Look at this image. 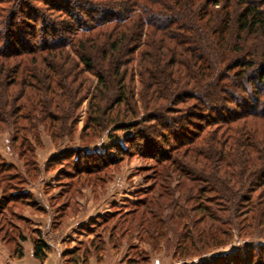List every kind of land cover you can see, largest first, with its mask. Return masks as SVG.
<instances>
[{
	"label": "trees",
	"instance_id": "16d2710c",
	"mask_svg": "<svg viewBox=\"0 0 264 264\" xmlns=\"http://www.w3.org/2000/svg\"><path fill=\"white\" fill-rule=\"evenodd\" d=\"M40 127L55 145L43 170H57L58 217L77 188L132 157L152 163L141 195L86 226L95 251L108 234L127 245L124 264H144L133 238L186 260L234 232L264 237V0H0V133L21 163L0 156V240L17 256L13 221L26 219L14 209L41 210L24 191L41 173ZM116 131L130 132L125 146L86 151ZM32 244L42 261L40 231ZM246 246L219 264H264V245Z\"/></svg>",
	"mask_w": 264,
	"mask_h": 264
},
{
	"label": "crops",
	"instance_id": "0c3cea01",
	"mask_svg": "<svg viewBox=\"0 0 264 264\" xmlns=\"http://www.w3.org/2000/svg\"><path fill=\"white\" fill-rule=\"evenodd\" d=\"M2 133H7V131ZM39 136L41 145L35 146V156L41 173L35 181L26 183L25 191L35 199L43 196L42 202L39 203L41 210H34L30 206L14 209L18 215L26 219L25 224L22 221H13L24 236L23 239L14 237L15 242L21 248V255L17 256L13 252L14 245L9 246L0 240V264H124L123 256L127 248L124 241L118 248H115L109 243L108 234H105L102 249L95 251L90 246V241L97 231L89 232L86 226L105 212L111 211L114 205L117 207L125 205L128 201L125 195L128 191L130 193L138 183L139 177L132 173L136 166L133 167L131 161L123 163L117 171L111 172L110 179L103 185L96 187L85 185L77 188L78 192L71 201L75 204V208H67L66 212L69 213L58 217L54 207L49 204L50 199L58 192L57 170L45 172L43 165L48 157L39 162L37 153V149L43 146V136L49 139L53 151H55V145L44 132L39 133ZM0 156L7 160L5 156ZM15 158L13 162L9 160L7 162L16 164ZM123 169L125 170V184L128 188L125 194H121L123 199H120L118 198L120 192L113 191L112 188ZM36 231H40L41 238L47 246L42 261L33 256L32 241L36 236ZM69 259H73L74 262H67Z\"/></svg>",
	"mask_w": 264,
	"mask_h": 264
},
{
	"label": "rangeland",
	"instance_id": "374dc122",
	"mask_svg": "<svg viewBox=\"0 0 264 264\" xmlns=\"http://www.w3.org/2000/svg\"><path fill=\"white\" fill-rule=\"evenodd\" d=\"M92 79V78H90ZM94 83V80L92 81V84ZM84 107H85V101L82 103V107L80 108V113L78 117V123L76 124L78 126V129L81 127L83 116H84ZM40 133L43 132L42 128H39ZM130 133L128 132H120L116 131L114 133V138L109 139L106 136L99 138V139H94L92 140L88 146L86 147L87 152H102L105 147L111 146L113 143H117L120 145H124L123 143V137L124 135ZM8 132L7 133H0V155H3L7 158L9 161H14V154L10 152V150L7 147V139H8ZM43 143L41 148L37 149L38 153V160L39 162H42L46 157H50L49 155L51 153H54L53 147L51 143L49 142L48 138H45L43 136ZM67 144L66 139L58 143L59 147H64ZM74 145H78L77 141L73 143ZM125 146V145H124ZM47 158V159H48ZM16 159V158H15ZM46 159V160H47ZM5 160V161H7ZM17 161V159H16ZM133 163V167L136 166L135 168L137 169V172L134 169L132 170V173L134 175H137L139 178L137 180V185L132 189V191H128V193L125 195L128 197L129 202H133L135 198L141 194H139V189H143L145 186L148 185L149 182H146L143 179V176L146 175L149 177L151 174V171L148 169L152 163L147 160H141L136 157H132L131 159H128V161H125L124 163ZM11 163V162H9ZM14 164L17 169H21L20 162L17 161ZM147 168L148 170H140V169H145ZM139 170V171H138ZM126 181H125V170L123 169V172L121 175H119L113 185L112 190L120 192L118 198L123 199L121 194H125V190L128 188L126 186ZM46 190V189H45ZM25 191V189H24ZM30 194V193H29ZM31 195V194H30ZM32 196V195H31ZM34 198V196H32ZM43 197V196H42ZM39 196L37 199H35V202L39 205V203L42 202L43 198ZM50 204V203H49ZM112 210V209H111ZM22 223H24L22 221ZM25 224V223H24ZM27 225V224H26ZM249 242H253L256 244H262L264 245V237L260 236L259 234H254L253 236L249 238H239L236 236L235 232L233 233V238L231 242L225 246H221L218 248H214L204 255L200 257H193L189 258L186 260H181V259H176L172 257V248L166 246L164 240H160L159 244L156 246L155 250H151L150 247L147 244H144L143 242H140L139 240L133 238L131 239L130 243L131 245L135 246L136 251L134 250L129 251V254L133 256L135 259L137 258L136 256L139 255V252L142 251L146 255V262L144 264H197V263H203V264H219V263H226L228 260L234 261L236 259L237 251L243 250L245 248H248L246 245ZM140 250V251H139ZM139 251V252H138ZM214 257V258H213Z\"/></svg>",
	"mask_w": 264,
	"mask_h": 264
}]
</instances>
